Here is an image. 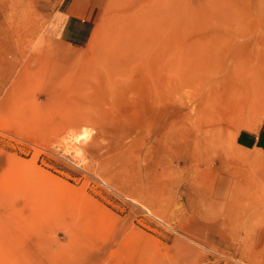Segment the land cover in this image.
<instances>
[{"label": "rangeland", "instance_id": "obj_1", "mask_svg": "<svg viewBox=\"0 0 264 264\" xmlns=\"http://www.w3.org/2000/svg\"><path fill=\"white\" fill-rule=\"evenodd\" d=\"M61 2L0 0V264H264V0Z\"/></svg>", "mask_w": 264, "mask_h": 264}, {"label": "crops", "instance_id": "obj_2", "mask_svg": "<svg viewBox=\"0 0 264 264\" xmlns=\"http://www.w3.org/2000/svg\"><path fill=\"white\" fill-rule=\"evenodd\" d=\"M99 17L95 0H62L46 32L64 43L82 47L93 37Z\"/></svg>", "mask_w": 264, "mask_h": 264}, {"label": "bare ground", "instance_id": "obj_3", "mask_svg": "<svg viewBox=\"0 0 264 264\" xmlns=\"http://www.w3.org/2000/svg\"><path fill=\"white\" fill-rule=\"evenodd\" d=\"M139 28V27H138ZM140 36V35H139ZM94 38V37H93ZM136 38H139L138 37V34H136ZM141 38V37H140ZM137 40V42H138V39H136ZM146 47V46H145ZM144 47V48H145ZM117 57H118V55H116ZM105 57V56H104ZM124 57V56H123ZM120 59V58H119ZM108 60H110V59H108ZM112 60V59H111ZM114 61H116V62H118L116 65H111V64H109V68H108V71H109V73L112 71V70H115L116 72L117 71H119V67L118 66H120V64H119V62L120 61H118V59L115 57V59H114ZM126 61V60H125ZM107 63V62H106ZM124 65V64H123ZM127 65H129V64H127ZM125 68V67H124ZM110 75V74H109Z\"/></svg>", "mask_w": 264, "mask_h": 264}]
</instances>
